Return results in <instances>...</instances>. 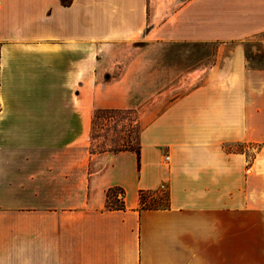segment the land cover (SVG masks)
Listing matches in <instances>:
<instances>
[{"label": "crops", "instance_id": "obj_1", "mask_svg": "<svg viewBox=\"0 0 264 264\" xmlns=\"http://www.w3.org/2000/svg\"><path fill=\"white\" fill-rule=\"evenodd\" d=\"M152 3L0 0V264H229L250 227L260 255L264 69L237 45L264 34V0H178L155 24ZM143 37L217 49L138 155L91 154L94 112L137 107L102 59ZM162 186L166 207L140 204ZM112 191L122 209L107 208Z\"/></svg>", "mask_w": 264, "mask_h": 264}, {"label": "rangeland", "instance_id": "obj_2", "mask_svg": "<svg viewBox=\"0 0 264 264\" xmlns=\"http://www.w3.org/2000/svg\"><path fill=\"white\" fill-rule=\"evenodd\" d=\"M155 4L156 8L151 4V12L157 10L159 15L150 19L153 24L162 19L160 15L165 12V7L168 8L166 13L170 12L178 0H160L159 3L154 0ZM237 46L242 48L249 67L264 69V34L251 37ZM233 47L225 49L231 51ZM216 49V45L159 46L143 37L135 43L117 45L106 52L102 59L106 70L102 80H129L137 107L132 111L94 112L89 135L90 153L137 152L142 129L187 90V85L194 79L188 74L202 64L212 63ZM107 197V208L121 206L118 191L108 192ZM142 198L145 208H164L167 191L145 193ZM245 236L246 241L238 252L230 243L229 264H264V241L261 242L260 255L255 257L251 227Z\"/></svg>", "mask_w": 264, "mask_h": 264}, {"label": "trees", "instance_id": "obj_3", "mask_svg": "<svg viewBox=\"0 0 264 264\" xmlns=\"http://www.w3.org/2000/svg\"><path fill=\"white\" fill-rule=\"evenodd\" d=\"M72 1L73 0H60V3H61V5L62 6H64V7H68V6H70V4L72 3ZM136 153V155H138V151L137 152H135ZM144 194L143 193H141L140 194V204L143 206V198H142V196H143ZM118 209H122V206H120V207H117Z\"/></svg>", "mask_w": 264, "mask_h": 264}, {"label": "built area", "instance_id": "obj_4", "mask_svg": "<svg viewBox=\"0 0 264 264\" xmlns=\"http://www.w3.org/2000/svg\"><path fill=\"white\" fill-rule=\"evenodd\" d=\"M162 189H164V186H162Z\"/></svg>", "mask_w": 264, "mask_h": 264}]
</instances>
